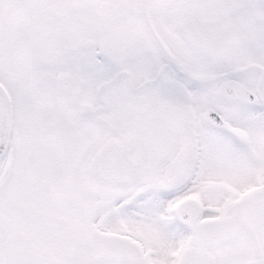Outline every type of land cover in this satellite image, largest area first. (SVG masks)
Here are the masks:
<instances>
[{"label":"snow or ice","instance_id":"obj_1","mask_svg":"<svg viewBox=\"0 0 264 264\" xmlns=\"http://www.w3.org/2000/svg\"><path fill=\"white\" fill-rule=\"evenodd\" d=\"M0 264H264V0H0Z\"/></svg>","mask_w":264,"mask_h":264}]
</instances>
